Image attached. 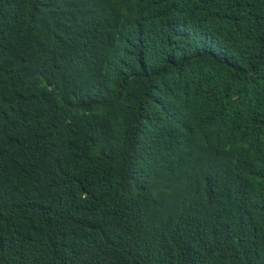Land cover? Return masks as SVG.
Here are the masks:
<instances>
[{
    "label": "trees",
    "instance_id": "obj_1",
    "mask_svg": "<svg viewBox=\"0 0 264 264\" xmlns=\"http://www.w3.org/2000/svg\"><path fill=\"white\" fill-rule=\"evenodd\" d=\"M0 264H264V0H0Z\"/></svg>",
    "mask_w": 264,
    "mask_h": 264
}]
</instances>
